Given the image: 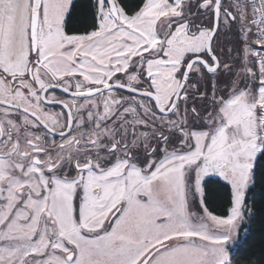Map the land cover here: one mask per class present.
I'll list each match as a JSON object with an SVG mask.
<instances>
[{"label": "rangeland", "instance_id": "374dc122", "mask_svg": "<svg viewBox=\"0 0 264 264\" xmlns=\"http://www.w3.org/2000/svg\"><path fill=\"white\" fill-rule=\"evenodd\" d=\"M75 1L43 0L38 30L42 59L54 55L62 62L67 56H80L123 65L125 53L143 52L158 43L154 23L149 24L147 18L160 16L165 18L159 27H166L160 31L162 37L170 24L179 23L169 33L173 60L177 55L191 56L198 52V42L207 32L196 33L195 27L201 23L197 20L193 33L186 29L193 13L190 8L202 6L207 10L215 3L150 0L146 8L150 12L145 10L136 19L121 12L120 20L115 21L105 1L95 0L100 29L89 36L67 37L65 22ZM228 3H232L236 23L230 27L223 19L219 36L227 37L226 54L233 68L228 84L201 99L208 103L211 96L210 101L215 103L210 118L192 123L186 112L177 110L165 122L174 128V123L186 119L183 147L164 152L155 165L135 168L124 163L101 179L88 174L74 187L58 183L51 191L44 182H28L31 192L39 195L43 190L45 196L42 201L29 199L24 206L16 205L18 200L9 198L12 196L1 198L0 264H231L245 195L264 142L258 105L264 97V85L261 83L258 96L255 84L261 81L254 62V28L248 2L224 0L223 8ZM121 48L125 50L115 57L101 52ZM172 74L173 68H163L156 78L168 80ZM252 137L256 141H250ZM207 179L230 186L233 206L228 218L219 219L206 212L203 186ZM23 190L25 198L27 190Z\"/></svg>", "mask_w": 264, "mask_h": 264}, {"label": "flooded vegetation", "instance_id": "af4514ba", "mask_svg": "<svg viewBox=\"0 0 264 264\" xmlns=\"http://www.w3.org/2000/svg\"><path fill=\"white\" fill-rule=\"evenodd\" d=\"M223 2L220 28L212 43L217 63L206 50L216 0L207 10L190 8L193 13L186 29L193 33L197 20L201 23L196 33L207 34L198 42V52L184 58L176 54L173 60L168 46L178 22L170 24L159 44L125 53L123 65L80 56H67L62 62L54 55L42 59L39 49L33 53L30 37L26 55L0 54V199L15 198L16 205L24 206L29 199L42 201L45 196L43 190L39 195L31 192L28 182H44L49 191L58 183L74 187L88 174L101 179L124 163L145 168L155 165L164 152L179 151L186 119L174 123V128L165 121L179 109L192 123L209 119L215 104L211 96L229 83L233 65L226 54L227 37L221 39L219 34L223 19L234 27L236 18L232 3L223 8ZM123 50L101 52L115 57ZM197 59L205 61L210 71L196 63L171 111L187 68ZM163 68L174 69L168 80L156 78ZM208 95V103L201 102Z\"/></svg>", "mask_w": 264, "mask_h": 264}, {"label": "trees", "instance_id": "16d2710c", "mask_svg": "<svg viewBox=\"0 0 264 264\" xmlns=\"http://www.w3.org/2000/svg\"><path fill=\"white\" fill-rule=\"evenodd\" d=\"M125 16L138 15L147 0H115ZM98 31L95 0H76L65 22L67 37L89 36ZM203 206L216 218L226 219L233 206L230 186L220 180L204 182ZM238 245L231 251V264H264V148L255 161L252 185L246 192Z\"/></svg>", "mask_w": 264, "mask_h": 264}, {"label": "crops", "instance_id": "0c3cea01", "mask_svg": "<svg viewBox=\"0 0 264 264\" xmlns=\"http://www.w3.org/2000/svg\"><path fill=\"white\" fill-rule=\"evenodd\" d=\"M150 0H147L145 6L138 14V16L132 17L136 19L137 17L142 16L144 11L147 8V4ZM169 1V0H168ZM31 8L32 0H0V54L2 53H20L26 55L29 49V34H30V18H31ZM150 12V10H146ZM119 7V14L121 13ZM150 16L149 14H146ZM131 18V19H132ZM165 17L160 16L158 18L148 17V23H154L153 33L156 38H158V43L161 39V29L166 27H159L160 23ZM99 16H98V30L100 29L99 25ZM168 30V29H167ZM160 32V33H159ZM158 35L159 37H157ZM158 43H154L157 45ZM153 45V46H154ZM260 81V80H258ZM261 82L255 84L257 87V94L259 96ZM259 105V116L261 119V124L264 128V97L262 95L261 100L258 103ZM264 138V136H263ZM256 137L250 138V141H256ZM264 141V139H261ZM261 150L264 148V142L261 144ZM252 185V184H251ZM251 187V186H250ZM248 191V190H247ZM246 196V195H245ZM233 197V194H232ZM232 210V209H231ZM18 246L16 245V249ZM10 254V251H7V255ZM5 257V255H4Z\"/></svg>", "mask_w": 264, "mask_h": 264}, {"label": "water", "instance_id": "95a60500", "mask_svg": "<svg viewBox=\"0 0 264 264\" xmlns=\"http://www.w3.org/2000/svg\"><path fill=\"white\" fill-rule=\"evenodd\" d=\"M107 7H108V11L109 14L112 16V18L115 19V21H119L120 20V15H119V6L117 4V2L115 0H104ZM223 0H216L215 3V7H214V27L212 32L210 33L207 41H206V50L209 54L210 57L213 58L212 55V43L213 40L215 39L219 28H220V20H221V4H222ZM42 3L43 0H32V8H31V18H30V41H31V47L33 50V53L36 54L38 52L39 49V42H38V30H39V20H40V12L42 9ZM215 59V58H213ZM215 62L217 63L216 59ZM196 63H200L202 66H204L208 71H210L209 66L207 65V63L203 60H193L188 68L187 71L185 73L184 79H183V83L175 97L174 100V104H173V108L171 111H173L178 102H179V98L183 92V89L186 86V83L188 81V78L190 76L191 70L192 68L196 65ZM73 257H69V260H72Z\"/></svg>", "mask_w": 264, "mask_h": 264}, {"label": "built area", "instance_id": "2783aa9c", "mask_svg": "<svg viewBox=\"0 0 264 264\" xmlns=\"http://www.w3.org/2000/svg\"><path fill=\"white\" fill-rule=\"evenodd\" d=\"M254 28V62L264 85V0H247Z\"/></svg>", "mask_w": 264, "mask_h": 264}]
</instances>
